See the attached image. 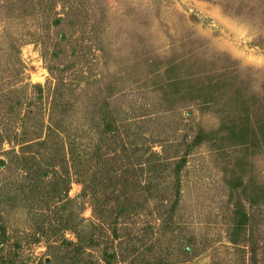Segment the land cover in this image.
<instances>
[{
  "label": "rangeland",
  "instance_id": "374dc122",
  "mask_svg": "<svg viewBox=\"0 0 264 264\" xmlns=\"http://www.w3.org/2000/svg\"><path fill=\"white\" fill-rule=\"evenodd\" d=\"M63 2L54 24L46 0H0V223L16 247L0 264H105L98 245L75 246V228L62 233L64 219L75 223V202L85 220L81 243L98 223L79 197L75 166L69 201L50 200L49 177L34 198L14 191L20 170L2 136L39 112L35 123L46 121L55 92L54 131L70 141L77 134L93 149L109 118L124 143L163 149L174 162L185 157L168 221L141 197L139 215L120 229V247L133 245L131 264H264V0ZM107 142L101 159L112 167L116 155L117 167L126 151L121 140ZM91 164L89 174L103 167ZM5 184L9 199L1 201ZM33 231L45 238L36 242Z\"/></svg>",
  "mask_w": 264,
  "mask_h": 264
},
{
  "label": "trees",
  "instance_id": "16d2710c",
  "mask_svg": "<svg viewBox=\"0 0 264 264\" xmlns=\"http://www.w3.org/2000/svg\"><path fill=\"white\" fill-rule=\"evenodd\" d=\"M46 1L48 12L58 15L54 18V24H59L63 17L59 11H56V5L61 2L64 9V0ZM33 86L38 90L40 96L42 86L40 84ZM54 94L50 106L51 114L49 113L46 121L42 120L40 125L35 123L39 119V114H41L39 112L33 124H28L27 119H23L20 132L10 128L5 130V134L2 136V142L10 143L11 148L6 151L10 164L13 165L14 169L20 170L21 179L18 182L21 181V183L17 184L14 191L17 194L21 193L23 198L28 196L34 198L40 194L43 186H47L48 182L45 179L49 177L50 187L46 190V193L50 200L64 199L69 201L70 170L75 166V178L82 186L79 197L81 199L86 198L92 216L98 223H95V221L90 223L92 231L86 241L81 243L78 227L84 224L85 220L81 217V203L75 202V223L70 225V221L64 219L60 223L62 233L70 228H75V237L79 240L75 241V246L88 248L87 246L98 245L101 251L100 259L105 264H117L120 261L131 264L127 258H129L130 252L134 251L132 249L133 245L128 242L124 247H120L123 243L119 239L120 229H123L122 226L128 219H133L139 215L141 208L144 207L141 197L154 202L153 214L161 224L168 221L169 216L171 217V214L179 205V171L185 162V157L183 155L174 162L164 156L163 149L156 151L149 147L148 149L144 148L142 151L143 145H140L137 141L130 140L124 143L121 138L117 139L112 135L119 133L120 123L109 118L105 119L103 129L91 137L92 139L96 138L93 149L90 145L80 144L78 140L80 136L77 134H75V142H72L68 136L54 131L59 124L55 114L58 104L56 92ZM44 123L46 124L45 133L43 132ZM31 125L35 127L30 129ZM9 131L13 135L9 134ZM107 139H110V142L112 139L117 143L120 140L123 142H120V145L124 146L123 149L126 151V155L125 159L119 158L120 165L117 167L113 165L117 162L116 155L110 159V161L114 160V163L111 164L112 167L106 164L109 158L101 159L103 154L108 153L107 148L110 143L107 142ZM15 145H19V149L16 150ZM94 158L100 160L103 167L99 173L89 174L88 171L92 167L91 161ZM7 190L8 184H5L1 193V201L9 199ZM31 234L36 242L41 238H45L43 231H33ZM5 236V225L0 223V260H3V258L7 260L6 255L10 254L11 250H15L12 249L13 247L16 248L7 244ZM109 239L110 245L115 239H119L116 249L114 247L111 250L108 249L110 247L107 244ZM17 247L19 248V245ZM87 256H90V253ZM131 256L132 258L138 257L137 255Z\"/></svg>",
  "mask_w": 264,
  "mask_h": 264
},
{
  "label": "water",
  "instance_id": "95a60500",
  "mask_svg": "<svg viewBox=\"0 0 264 264\" xmlns=\"http://www.w3.org/2000/svg\"><path fill=\"white\" fill-rule=\"evenodd\" d=\"M2 164H3V163H2V162H0V165H1V166H2Z\"/></svg>",
  "mask_w": 264,
  "mask_h": 264
}]
</instances>
